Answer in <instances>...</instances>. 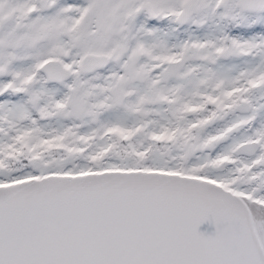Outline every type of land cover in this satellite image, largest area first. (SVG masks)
<instances>
[{"label": "snow or ice", "instance_id": "6c2138e0", "mask_svg": "<svg viewBox=\"0 0 264 264\" xmlns=\"http://www.w3.org/2000/svg\"><path fill=\"white\" fill-rule=\"evenodd\" d=\"M0 264H264V0H0Z\"/></svg>", "mask_w": 264, "mask_h": 264}, {"label": "water", "instance_id": "95a60500", "mask_svg": "<svg viewBox=\"0 0 264 264\" xmlns=\"http://www.w3.org/2000/svg\"><path fill=\"white\" fill-rule=\"evenodd\" d=\"M199 230L206 233H212L215 231V225L211 224L208 221H205L203 224L200 225Z\"/></svg>", "mask_w": 264, "mask_h": 264}]
</instances>
